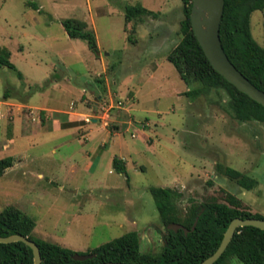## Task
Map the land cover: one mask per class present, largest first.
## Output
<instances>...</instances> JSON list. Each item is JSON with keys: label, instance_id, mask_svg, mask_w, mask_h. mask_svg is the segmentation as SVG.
Instances as JSON below:
<instances>
[{"label": "rangeland", "instance_id": "1", "mask_svg": "<svg viewBox=\"0 0 264 264\" xmlns=\"http://www.w3.org/2000/svg\"><path fill=\"white\" fill-rule=\"evenodd\" d=\"M135 4L157 15L126 22L124 6ZM65 18L86 23L96 54L85 40L66 35ZM182 18L180 0H0V48L15 67L0 66V158H13L0 176V209L13 206L32 218L34 237L86 254L135 231L140 252L156 254L164 226L149 187L177 192L173 205L180 217L190 202H224L226 193L264 216V122L235 120L220 88L184 95L195 83L185 85L162 60L180 38ZM163 28L172 41L163 34L158 53L147 55L148 35L158 38ZM249 30L264 47V8L250 13ZM154 64L160 69L148 78ZM81 89L91 93L79 100L83 114L60 127L87 124L85 131H44L31 114L26 131L25 107L5 102L73 110ZM174 89H181L178 96ZM125 96L135 100L132 106L108 108ZM33 112L43 125L44 111ZM114 156L124 161L125 175L112 168ZM216 164L253 178L252 188L218 173ZM226 264L243 263L232 256Z\"/></svg>", "mask_w": 264, "mask_h": 264}, {"label": "trees", "instance_id": "2", "mask_svg": "<svg viewBox=\"0 0 264 264\" xmlns=\"http://www.w3.org/2000/svg\"><path fill=\"white\" fill-rule=\"evenodd\" d=\"M183 18L179 21L180 38L173 49L165 55L179 78L187 86L184 95L193 98L210 89L220 88L229 99L232 116L237 121L257 120L264 122V107L239 92L233 85L219 75L205 58L193 35L189 12L191 0H180ZM264 8V0H223L219 23V40L223 52L233 66L258 89L264 91V47L257 44L249 30V16L254 10ZM156 16L157 13L140 4L125 5L123 17L126 22L140 20L143 16ZM60 24L69 38L85 40L89 49L97 53L95 37L86 29L82 20L65 18ZM130 31L134 33V29ZM127 40L135 44L136 39L127 35ZM9 52L0 48V66L15 70L8 59ZM17 75L21 77L20 73ZM8 97L5 91L2 96ZM112 168L123 175L125 165L122 159L112 157ZM11 156L0 158V176L11 167ZM218 173L233 179L235 183L249 190L254 179L229 166L216 164ZM148 191L164 226L161 233V249L158 253L140 252V239L135 231H128L105 242L88 253L94 256L82 261L73 260L69 248L34 237V220L13 206L0 209V236L20 234L32 240L38 247L40 264H95L100 262H123L128 264H199L217 247L229 221L234 217L262 218L258 213L245 209L239 199L230 193L224 202L213 198L201 202H190L182 217L176 214L173 198L179 194L168 187H149ZM178 223L187 229L172 231L168 223ZM194 224V225H193ZM193 226V227H192ZM192 227V229H191ZM243 264H264V230L252 227H238L229 243L212 264H226L230 257ZM0 264H33L31 249L22 242L0 243Z\"/></svg>", "mask_w": 264, "mask_h": 264}, {"label": "water", "instance_id": "3", "mask_svg": "<svg viewBox=\"0 0 264 264\" xmlns=\"http://www.w3.org/2000/svg\"><path fill=\"white\" fill-rule=\"evenodd\" d=\"M223 9V0H191L189 12V22L195 36V39L201 48L205 58L212 68L221 75L227 82L233 85L239 92L245 94L248 98L264 107V91L255 87L248 81L228 60L223 52L219 40V23ZM95 121V119H92ZM194 225V224H193ZM252 226L264 230V219L262 218H232L226 226L219 244L215 250L205 257L199 264H212L222 254L229 243L234 231L238 227ZM193 227V226H192ZM191 227V229H192ZM166 228L172 231L182 229L187 232L181 224L168 223ZM22 242L31 249L32 263L40 264V255L37 245L26 236L20 234H11L0 236V243ZM93 253L78 254L73 252V260L82 261L93 257ZM95 264H128L123 262H100Z\"/></svg>", "mask_w": 264, "mask_h": 264}, {"label": "crops", "instance_id": "4", "mask_svg": "<svg viewBox=\"0 0 264 264\" xmlns=\"http://www.w3.org/2000/svg\"><path fill=\"white\" fill-rule=\"evenodd\" d=\"M168 33H169V28H163V32L160 34V36L158 38L156 36L153 37L152 36L153 34H150L151 36L148 35V43L151 45V47H150L149 51H147V55L155 56L156 52L158 53L159 49L158 48L156 49L155 44L158 41H160V37L163 34H165V37H164L165 39L164 40H166V41H172V39H169L168 38L169 37ZM95 59L98 61V69L100 70V72H103L105 68H104V64L102 63L101 59H99L97 57ZM162 60L167 61L165 58H163ZM162 60H160V61H162ZM158 69H160L159 66L154 64L152 66L151 73H149V75H148V78H153L155 76V74L157 73ZM163 77H166V76L163 75ZM179 91H181V89L180 90L179 89H174L172 92L175 93V95H177V93ZM182 91H183V89H182ZM134 96H135V93H134ZM89 97H91V93L86 92L85 89H81L80 94L75 99L78 102L75 104L73 110H72V107H70L71 109H69V108L61 109L59 107H53V106H47V107H43V106H33V107H31V106L28 105V102H27L26 99H23V100H21L19 102H15L14 101L13 103H10L11 100L7 99V101H5V102L6 103L8 102L9 104H12V105H17L19 107H25L24 108V110H26L25 111L26 112L25 115H26V117L28 119V121L27 120H25L26 122L24 121L25 124H26V127H25L26 128V131H29L30 130L29 129L30 127L27 126L28 125L27 123H30L29 122V114H31V117L34 118V121H36L34 126L35 127L36 126H39L40 128L41 127L42 128H45L44 131H51L52 132V131H58V130H61V129H64V128H66V129L72 128V129H77V130L78 129H82L83 131H85V127H86L87 124H81V125H77V126H74L73 125V126H68V127L61 128L60 127V123L72 122V121H74V118H73V115L74 114H83L82 112L81 113L80 112L78 113V110H80V108H82V106H83V102H81L79 100H81V99L83 100V99H86V98H89ZM134 101L130 103L131 106L133 105ZM32 108H33V110H36V111H39V110H43L44 111V119H45V121H44V124L43 125L41 124V122L43 121L41 114L39 116L35 115L36 117L33 116L32 114L34 112H33ZM131 108H129V110ZM28 134H30V133L27 132L26 134H21V135L26 136ZM11 140L12 139H10V141ZM84 140H85V138H84ZM38 176H40V174H38Z\"/></svg>", "mask_w": 264, "mask_h": 264}, {"label": "built area", "instance_id": "5", "mask_svg": "<svg viewBox=\"0 0 264 264\" xmlns=\"http://www.w3.org/2000/svg\"><path fill=\"white\" fill-rule=\"evenodd\" d=\"M130 103V98L129 97H124V99H122V100H117L115 103H111V104H109L108 105V108H111V107H115V108H123L125 105H127V104H129ZM108 108H106L105 109V116H107V109ZM128 123H130V122H128ZM141 126H143L142 124H141ZM130 136L131 137H133L134 136V132H131V134H130Z\"/></svg>", "mask_w": 264, "mask_h": 264}]
</instances>
